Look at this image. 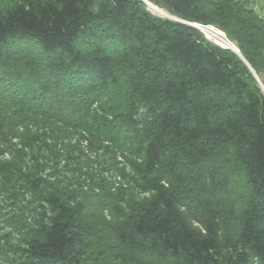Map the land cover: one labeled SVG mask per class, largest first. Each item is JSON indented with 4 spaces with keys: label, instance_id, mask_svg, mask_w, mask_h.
<instances>
[{
    "label": "trees",
    "instance_id": "trees-1",
    "mask_svg": "<svg viewBox=\"0 0 264 264\" xmlns=\"http://www.w3.org/2000/svg\"><path fill=\"white\" fill-rule=\"evenodd\" d=\"M146 1L223 31L264 86V18L247 1ZM37 117L103 135L149 197L18 171L30 201L2 215L0 264H84L94 238L74 223L90 197L117 217L113 258L264 264V90L198 27L144 0H12L0 8V130Z\"/></svg>",
    "mask_w": 264,
    "mask_h": 264
},
{
    "label": "rangeland",
    "instance_id": "rangeland-1",
    "mask_svg": "<svg viewBox=\"0 0 264 264\" xmlns=\"http://www.w3.org/2000/svg\"><path fill=\"white\" fill-rule=\"evenodd\" d=\"M11 1L0 0V8ZM105 102L106 97H103L101 103ZM126 156L98 132L82 131L43 117L0 130V162L3 164L0 168V234L10 233V229L3 224L2 215L11 212L14 203L27 205L30 201V193L24 188L18 171L40 177L56 186L80 189L86 194H91L101 183L112 191L121 189L125 199L148 198V193L139 192L129 182ZM16 196L19 197L16 200L18 203L14 201ZM82 202L86 208L74 224L77 230L87 231L94 238V247L86 254L84 264H133L113 258L103 248L111 243L109 230L117 220L116 215L98 207L91 197ZM193 226L200 230L198 224ZM11 236L13 241L17 238L14 234Z\"/></svg>",
    "mask_w": 264,
    "mask_h": 264
},
{
    "label": "built area",
    "instance_id": "built-area-1",
    "mask_svg": "<svg viewBox=\"0 0 264 264\" xmlns=\"http://www.w3.org/2000/svg\"><path fill=\"white\" fill-rule=\"evenodd\" d=\"M205 35V37L212 42L216 43L220 47L228 48L234 43H232L226 34L219 30L218 28L211 25H198L197 26Z\"/></svg>",
    "mask_w": 264,
    "mask_h": 264
},
{
    "label": "water",
    "instance_id": "water-1",
    "mask_svg": "<svg viewBox=\"0 0 264 264\" xmlns=\"http://www.w3.org/2000/svg\"><path fill=\"white\" fill-rule=\"evenodd\" d=\"M144 2L148 3V1L144 0ZM172 18H169V19H172V20H175V21H179V22H182V23H188V24H191V25H194V26H198L196 23H189V22H186V21H183L175 16H171ZM229 49H231L232 51H234L244 62L245 64L248 66L249 70L251 71V73L254 75V77L256 78V80L258 81L259 85L261 86V88L264 90V86L263 84L261 83L260 79L258 78V76L256 75L255 71L251 68V66L247 63V61L244 59V57L242 56V54L240 53L239 49L236 47L235 44L231 45L230 47H228Z\"/></svg>",
    "mask_w": 264,
    "mask_h": 264
},
{
    "label": "crops",
    "instance_id": "crops-1",
    "mask_svg": "<svg viewBox=\"0 0 264 264\" xmlns=\"http://www.w3.org/2000/svg\"><path fill=\"white\" fill-rule=\"evenodd\" d=\"M248 5L264 18V0H244Z\"/></svg>",
    "mask_w": 264,
    "mask_h": 264
},
{
    "label": "bare ground",
    "instance_id": "bare-ground-1",
    "mask_svg": "<svg viewBox=\"0 0 264 264\" xmlns=\"http://www.w3.org/2000/svg\"><path fill=\"white\" fill-rule=\"evenodd\" d=\"M147 6H148V9H149L151 12H153V13H157V14H160V15H162L163 17H166V18H172L171 16H173V15L169 14L167 11H165L164 9L159 8V7L153 5V4L149 3V2L147 3Z\"/></svg>",
    "mask_w": 264,
    "mask_h": 264
}]
</instances>
